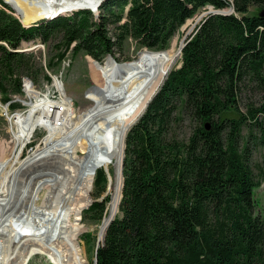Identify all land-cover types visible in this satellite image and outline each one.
I'll return each mask as SVG.
<instances>
[{
  "label": "trees",
  "instance_id": "obj_1",
  "mask_svg": "<svg viewBox=\"0 0 264 264\" xmlns=\"http://www.w3.org/2000/svg\"><path fill=\"white\" fill-rule=\"evenodd\" d=\"M209 5L233 11L199 21L181 56L175 53L180 66L147 103V73L164 58L178 29ZM98 11L97 16L89 9L63 12L25 27L0 0V100L10 109L21 108L11 96L23 93L21 77H30L36 66L33 51L18 50L23 41L38 40L55 50L48 68L67 53L82 52L98 75L102 98L86 88V98L97 106L90 110V142L107 163L118 212L101 242L110 220L106 205L93 201L85 210L102 225L95 264H264V217L254 211V190L261 183L249 166L247 141L240 145L243 126L254 122L258 110L250 107L244 114L238 108L249 83L264 90V0H104ZM127 39L152 50H141L117 68L110 58L100 63L107 55L120 61ZM130 103L139 112L148 106L139 118ZM185 118L193 128L180 139L176 129ZM107 174L101 169L95 175L100 192Z\"/></svg>",
  "mask_w": 264,
  "mask_h": 264
},
{
  "label": "bare ground",
  "instance_id": "obj_2",
  "mask_svg": "<svg viewBox=\"0 0 264 264\" xmlns=\"http://www.w3.org/2000/svg\"><path fill=\"white\" fill-rule=\"evenodd\" d=\"M7 1L16 15L22 17L19 11L26 12L33 19L89 9L95 2L48 0V6L42 5L35 12L28 0ZM27 46L23 41L18 50L25 51ZM57 97L55 100L43 96L12 118L17 130L14 142L19 149L16 154L0 156V264H27L33 256L44 258L47 264H87L78 239L86 231L80 222L81 213L92 203L94 164L80 152L86 139L92 142L90 122L94 114L79 115L64 90ZM146 106L140 112L132 107L140 116ZM38 128H44L47 134L40 146L21 160L22 148ZM97 152L100 153L98 149ZM113 198L116 199L115 194ZM119 200L120 195L118 203ZM16 257H23V261H16Z\"/></svg>",
  "mask_w": 264,
  "mask_h": 264
},
{
  "label": "rangeland",
  "instance_id": "obj_3",
  "mask_svg": "<svg viewBox=\"0 0 264 264\" xmlns=\"http://www.w3.org/2000/svg\"><path fill=\"white\" fill-rule=\"evenodd\" d=\"M29 2L32 6L34 5V8L32 9L37 12L38 10H41L42 5L48 6L47 3L49 1L28 0V3ZM93 6L94 4L91 5L89 9L93 8ZM228 9L229 8H225L224 10ZM254 9V6H250L248 14H252L254 12ZM207 10H201L192 18L188 19L178 29L176 34L169 41V44L164 49V58L156 65H154L151 68L150 72L147 74L149 80L151 81V87L146 92L147 99L155 92V90L158 89L159 85L167 77L171 69L176 68L177 65L180 63V56L177 60L174 59L175 53L178 50L181 39L185 36L187 38V36L190 35V33L194 30L199 21L207 15L205 14ZM19 12L22 17H20V15H15L22 22L24 21L26 24H28L33 19L26 12ZM95 12H99L98 9H96ZM24 15L26 16V18L24 17ZM26 43H28V46L25 51H33V55L35 56L34 63H36V66L32 70V75L30 77L26 76L31 81L28 90L26 92L24 91L21 95L11 96L12 102L19 103L21 105V108L10 109L8 105L4 104L0 100V156L4 154H9V156L16 154L19 149L18 145H15L14 142V133H17V130L14 124L12 123V121L14 120L12 118H15L16 115L23 113L27 109L31 108L34 104L37 103L38 99L42 98L43 96H47L50 99L53 98L56 100L58 99L57 96H59L60 91L62 92L64 90L65 95H67V97L72 100L76 112H78L79 115H82L84 113H92V111H90L91 108L92 110H96L93 107H97L92 103V101L86 98L87 87L92 89L93 91L98 92L100 98H102V93L99 91L98 75L91 66L90 56L82 52H79L76 55H71V53H67V55L57 66H54L53 68H48L46 67V62L52 55H54L55 50H51L52 48L48 44L44 46V44L38 40L35 42L32 41ZM42 46H44L43 50L41 49ZM144 48L145 47L137 46L131 39H127L123 44V49L121 53V56H123V58H119L120 61H116L113 59L111 60L115 63L116 68L117 66H119L118 62H128L129 64L136 57L137 53L143 50ZM169 48H172L173 51H167V49ZM150 50L152 49H149V51ZM105 59H107V57H105L100 63H102ZM95 63L97 62L95 61ZM151 73H153V75L155 76L154 81H152ZM44 75H48L49 80L45 79ZM81 84L84 85V88ZM250 107L253 109V111L258 110V112L256 113V117L253 120L254 122L252 121L253 123H247L245 126H243L240 145L247 141V146L250 152V157L248 161L249 166L252 169L255 179L261 183V186L254 190V198L256 200L254 211L256 214H259L264 217V140L261 138L264 132V112L261 110L262 107H264V90L255 82L249 83L238 96V108L240 109V111L245 114ZM192 128L193 123L188 118H185L183 122L177 127L176 135L180 139H187L191 134ZM115 132L116 131L113 130L112 133L114 144L116 141L115 134L117 133ZM249 132L250 136H248ZM46 134L47 131L44 128H38L33 133V136L22 148L19 158L23 160L27 155L34 151L36 147L42 142V138ZM91 150H94L98 154V157H93L92 154L89 153ZM80 154L90 158L94 164V177L91 191L92 201L101 200V202L106 205L108 218L111 219L118 212V209L115 205L116 199L113 198V195H116V193L109 192L110 181L108 177L109 174H107V163H104L103 165V159L100 156V153L97 152V149L90 142L89 139H86L82 144ZM101 169L105 170L108 182L105 183L103 187L104 191L102 192H100V186H94L95 175L97 171ZM103 197H106V200ZM86 209L82 211L80 219L81 225L85 227L86 231L84 230V232L81 233L78 240L79 245L80 247H82V250L84 252L87 264H95L94 250L97 245L101 243L97 241V237L100 234L102 225L99 222L100 219L93 220L87 218L85 214ZM11 224L14 225L15 223L12 222ZM86 234H90V237L88 238L87 236H85ZM15 260L23 261V257H16ZM27 264L47 263L44 261V258H41L40 256H33Z\"/></svg>",
  "mask_w": 264,
  "mask_h": 264
},
{
  "label": "water",
  "instance_id": "obj_4",
  "mask_svg": "<svg viewBox=\"0 0 264 264\" xmlns=\"http://www.w3.org/2000/svg\"><path fill=\"white\" fill-rule=\"evenodd\" d=\"M2 1H3L4 3H6L7 5H9V6L12 8V10H14V7L9 3V1H7V0H2ZM103 1H104V0H101V1L97 4V6H95L94 8L89 9V10L92 12L93 15H95V16L97 15L98 12H94L93 10L98 9L99 5H100ZM82 9H88V8H82ZM207 9H208V10L205 12V14H230V13H232V11H233V8H232V7H230L228 10H224V9H214L213 6H211V5L207 6ZM13 14H14V13H13ZM14 16H16V15L14 14ZM56 16H57V15H54V16H51L50 18H48V16H44V15H42V16H38V17L32 19L31 22L28 23V24H24V23H22V21H21L20 19H19V20H20V22L22 23L23 26L28 27V26H30V25H32V24H34V23H36V22H38V21H40V20H42V19H52V18H54V17H56ZM16 17H17V16H16ZM185 41H186V36L183 37V38L181 39L180 44H179V47H178V52H179V55H180V56H181V49H182V47L184 46ZM144 50H149V49L144 48ZM106 57H107V58L110 57L111 59L115 60L111 55H107ZM94 61H96L97 63H99V62H98L97 60H95V59H94ZM179 66H180V63L177 65V67H179ZM161 85H162V84H161ZM159 88H160V87H159ZM158 90H159V89H158ZM158 90H157V91H158ZM157 91H156V92H157ZM156 92H155V93H156ZM154 95H155V94H154ZM154 95H153V96H154ZM151 99H152V98H151ZM148 103H149V102H148ZM7 104H8V103H6V105H7ZM147 106H148V104H147ZM147 106H146V107H147ZM145 109H146V108H145ZM144 111H145V110H144ZM144 111H143V112H144ZM142 114H143V113H142ZM142 114H141V115H142ZM141 115H140V116H141ZM140 116H139V118H140ZM139 118H138V119H139ZM138 119H137V120H138ZM137 120H136V121H137ZM136 121H135V122H136ZM135 122H134V123H135ZM134 123H133V124H134ZM133 124H132V125H133ZM132 125H131V126H132ZM131 126H130V127H131ZM130 127H129V128H130ZM209 127H210V123H209V122H206V123H205V129H209ZM129 128H128V129H129ZM127 131H128V130H127ZM126 133H127V132H126ZM125 136H126V134H125ZM124 147H125V137H124V144H123L122 160H123V157H124ZM121 175H122V162H121ZM122 182H123V178H122ZM122 182H121V188H122V184H123ZM103 198H104V197H103ZM120 198H121V194H120ZM93 201H101V200H93ZM93 201H92V202H93ZM119 201H120V200H119ZM118 204H119V203H118ZM113 217H114V216H113ZM113 217L110 219L109 223L111 222V220L113 219ZM109 223H108V225H109ZM108 225H107V226H108ZM106 228H107V227H106ZM105 230H106V229H105ZM104 233H105V232H104ZM103 238H104V235H103ZM103 238H102V241H103ZM102 241H101V242H102ZM94 263H96V259H94Z\"/></svg>",
  "mask_w": 264,
  "mask_h": 264
},
{
  "label": "built area",
  "instance_id": "obj_5",
  "mask_svg": "<svg viewBox=\"0 0 264 264\" xmlns=\"http://www.w3.org/2000/svg\"><path fill=\"white\" fill-rule=\"evenodd\" d=\"M42 50L44 49V46H42L41 48ZM31 81L28 79V77L26 76H22L21 77V87H22V91L26 92L28 90V88L30 87ZM15 96V95H13Z\"/></svg>",
  "mask_w": 264,
  "mask_h": 264
}]
</instances>
